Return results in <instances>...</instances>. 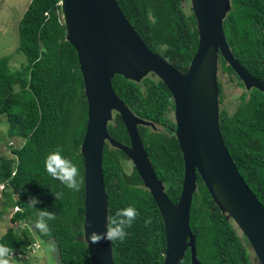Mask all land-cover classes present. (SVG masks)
<instances>
[{
  "label": "trees",
  "instance_id": "16d2710c",
  "mask_svg": "<svg viewBox=\"0 0 264 264\" xmlns=\"http://www.w3.org/2000/svg\"><path fill=\"white\" fill-rule=\"evenodd\" d=\"M120 9L147 47L185 74L197 50L198 33L189 0H117ZM224 34L234 57L249 73L264 82V3L231 0L223 20ZM60 0H31L18 24V47L26 64L12 70L8 57L0 58V117L6 118L9 136L23 140L11 149V159L0 160L4 207L15 208L11 223H24L0 237L12 253L23 255L36 239L52 241L61 264H91L83 241L84 185L80 146L85 134L87 102L77 53L66 41ZM223 74L243 87L232 68L219 56ZM117 96L137 117L155 128L139 126V134L169 199L176 203L182 190L184 164L175 137L172 96L163 82L150 74L141 82L116 75ZM220 130L228 152L243 180L264 206V94L244 91L235 110L223 104L218 79ZM108 133L129 145L118 114ZM60 151L79 170V190L73 192L47 171L45 159ZM122 151L105 144L103 180L108 197V218L118 209L135 207L138 216L123 240H111L114 264H163L164 225L161 214L136 170ZM36 196L55 213L48 231L34 227L35 211L27 202ZM190 228L201 264H258L247 239L213 202L200 177L190 209ZM182 264H190L189 251Z\"/></svg>",
  "mask_w": 264,
  "mask_h": 264
},
{
  "label": "water",
  "instance_id": "95a60500",
  "mask_svg": "<svg viewBox=\"0 0 264 264\" xmlns=\"http://www.w3.org/2000/svg\"><path fill=\"white\" fill-rule=\"evenodd\" d=\"M189 2L198 45L187 72L181 74L147 47L117 0H60L65 39L77 53L87 102L80 153L84 167L83 241L91 264H114L111 240L102 236L108 220L103 180L106 142L131 161L158 207L165 236L163 264H182L187 251L190 264H201L190 228L198 177L220 212L247 239L258 264H264V206L239 174L220 130L219 56L246 91L256 89L264 94V82L249 73L229 48L223 20L231 9V0ZM150 74L163 82L174 104L175 137L184 164L182 190L176 203L167 196L139 134V126L155 125L133 114L112 86L116 75L139 83ZM114 113L126 129L129 145L108 133Z\"/></svg>",
  "mask_w": 264,
  "mask_h": 264
},
{
  "label": "rangeland",
  "instance_id": "374dc122",
  "mask_svg": "<svg viewBox=\"0 0 264 264\" xmlns=\"http://www.w3.org/2000/svg\"><path fill=\"white\" fill-rule=\"evenodd\" d=\"M31 0H0V58L8 57L9 66L12 70H18L26 64L25 56L17 51L18 24L25 13ZM190 6V4H189ZM218 79L223 88V106L229 111H233L240 102V96L245 89L218 70ZM174 119L173 112L169 114ZM23 140L9 136V126L4 116L0 117V160L11 159L13 157L11 149L20 147ZM127 172L132 169V163L125 161ZM4 188L0 185V237L9 229L19 230L26 227L24 223H11L10 217L15 208L4 207ZM13 264H61L57 249L52 241H39L35 243L23 255L13 253L10 257Z\"/></svg>",
  "mask_w": 264,
  "mask_h": 264
},
{
  "label": "clouds",
  "instance_id": "9594fccd",
  "mask_svg": "<svg viewBox=\"0 0 264 264\" xmlns=\"http://www.w3.org/2000/svg\"><path fill=\"white\" fill-rule=\"evenodd\" d=\"M45 166L46 171L53 178L59 180L67 189L73 192L79 190V170L60 151L50 152L45 159ZM40 203L41 201L36 196H31L27 202L35 211L34 227L42 233H46L48 231V222L55 219V213L46 208H37L36 205ZM137 216V210L131 205L118 209L114 216L108 218L106 231L102 234L103 238L113 241L125 239L128 235L127 229L132 226ZM12 255L11 249L6 245L0 244V264H13L10 259Z\"/></svg>",
  "mask_w": 264,
  "mask_h": 264
},
{
  "label": "flooded vegetation",
  "instance_id": "af4514ba",
  "mask_svg": "<svg viewBox=\"0 0 264 264\" xmlns=\"http://www.w3.org/2000/svg\"><path fill=\"white\" fill-rule=\"evenodd\" d=\"M114 115H115V113H114ZM114 115H113V117H114ZM106 143H107V142H106ZM106 143H105V144H106ZM107 144H108V143H107ZM130 162H131V161H130ZM132 166H133V165H132Z\"/></svg>",
  "mask_w": 264,
  "mask_h": 264
}]
</instances>
